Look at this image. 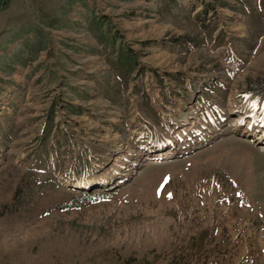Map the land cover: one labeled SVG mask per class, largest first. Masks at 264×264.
Masks as SVG:
<instances>
[{"label": "rangeland", "instance_id": "rangeland-1", "mask_svg": "<svg viewBox=\"0 0 264 264\" xmlns=\"http://www.w3.org/2000/svg\"><path fill=\"white\" fill-rule=\"evenodd\" d=\"M263 76L264 0H0V264H264Z\"/></svg>", "mask_w": 264, "mask_h": 264}, {"label": "bare ground", "instance_id": "bare-ground-1", "mask_svg": "<svg viewBox=\"0 0 264 264\" xmlns=\"http://www.w3.org/2000/svg\"><path fill=\"white\" fill-rule=\"evenodd\" d=\"M231 121H233L231 124L225 125L228 130L236 131L241 124L245 123V125L247 126H245V128L242 129L240 132H244L245 134H256L257 137L254 140H262V136H264V127H262V129H258V127H256L253 123H250V121H245L241 116H238L232 119ZM243 136L246 137L245 135Z\"/></svg>", "mask_w": 264, "mask_h": 264}, {"label": "trees", "instance_id": "trees-1", "mask_svg": "<svg viewBox=\"0 0 264 264\" xmlns=\"http://www.w3.org/2000/svg\"><path fill=\"white\" fill-rule=\"evenodd\" d=\"M264 77V76H263ZM249 82L248 88L252 89L254 85V90H257L258 88H263L264 89V78L262 80H258L256 83ZM260 93H264V90L260 91Z\"/></svg>", "mask_w": 264, "mask_h": 264}, {"label": "water", "instance_id": "water-1", "mask_svg": "<svg viewBox=\"0 0 264 264\" xmlns=\"http://www.w3.org/2000/svg\"><path fill=\"white\" fill-rule=\"evenodd\" d=\"M234 134H236V133H234ZM236 136H238V134H236ZM241 138L242 139H246V137H244V136H241ZM257 145L259 146L260 144L258 143ZM95 188H99V186L90 187V188L87 189V191L93 190Z\"/></svg>", "mask_w": 264, "mask_h": 264}, {"label": "crops", "instance_id": "crops-1", "mask_svg": "<svg viewBox=\"0 0 264 264\" xmlns=\"http://www.w3.org/2000/svg\"><path fill=\"white\" fill-rule=\"evenodd\" d=\"M109 91V90H108ZM105 93L107 92V89H106V91H104Z\"/></svg>", "mask_w": 264, "mask_h": 264}]
</instances>
